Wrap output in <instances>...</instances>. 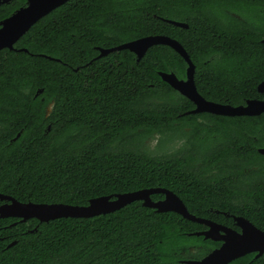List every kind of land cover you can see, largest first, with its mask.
I'll return each mask as SVG.
<instances>
[{
    "label": "trees",
    "instance_id": "trees-1",
    "mask_svg": "<svg viewBox=\"0 0 264 264\" xmlns=\"http://www.w3.org/2000/svg\"><path fill=\"white\" fill-rule=\"evenodd\" d=\"M22 2L1 5L0 19ZM152 35L181 44L206 100H264V0H69L0 51V194L85 206L164 188L195 217L225 212L264 231V113H189L194 104L158 74L186 77L169 46L139 61L128 50L98 57V48ZM200 228L141 201L91 218H0V264H179L204 254L187 249L204 245L190 235ZM249 264H264V254Z\"/></svg>",
    "mask_w": 264,
    "mask_h": 264
},
{
    "label": "water",
    "instance_id": "water-1",
    "mask_svg": "<svg viewBox=\"0 0 264 264\" xmlns=\"http://www.w3.org/2000/svg\"><path fill=\"white\" fill-rule=\"evenodd\" d=\"M67 1L69 0H27L26 6L19 8L0 22V50L4 48L12 50L13 45L31 26ZM168 22L178 27L188 28V25L182 22L173 20H168ZM262 41L264 42V40ZM154 45L169 46L186 62L185 79L177 78L173 72H159L158 74L165 83L194 104V109L189 113H210L221 116H257L264 113V100L250 99L244 105L231 106L208 101L202 97L194 83V64L181 44L167 36H146L108 49L98 48V57L106 56L114 51L128 50L136 56V61H139L147 49ZM24 51L26 50L24 49ZM257 91L264 93V81L258 84ZM39 93L41 90L37 91L35 96ZM18 136L19 134L16 138ZM258 152L264 155V148H259ZM152 194H162L163 199L154 201L151 199ZM0 201H5L0 205V218H18L21 222L34 218L40 223L60 218H91L105 215L132 202L141 201L142 206L152 208L157 213L175 212L186 220L209 225L208 231L196 232L194 233L196 236L202 235L205 239H214L212 236L217 231L214 223L189 213L182 200L172 191L164 188H149L113 196H101L90 199L85 206L63 203H22L3 194H0ZM233 219L238 226L242 227L241 235L226 231L233 235H228L225 238V243L223 242L224 244L219 249L200 260L186 261V264H226L248 251H258V257L264 251V234L243 217L234 216ZM14 244L15 241H12L8 247Z\"/></svg>",
    "mask_w": 264,
    "mask_h": 264
},
{
    "label": "flooded vegetation",
    "instance_id": "flooded-vegetation-1",
    "mask_svg": "<svg viewBox=\"0 0 264 264\" xmlns=\"http://www.w3.org/2000/svg\"><path fill=\"white\" fill-rule=\"evenodd\" d=\"M17 2H22V4L19 7H17V9H15L12 13H14L19 8H22V7L27 5V0H0V6L1 5H8L10 3L15 4ZM9 16H7V17H9ZM7 17H5V18H7ZM5 18H3V19H5ZM3 19H0V22ZM13 47H14V45H13ZM3 203H5V201H0V205L3 204ZM214 212H216V214H218L217 210H214ZM221 213L223 214V216L226 217L225 220L203 218V219H206V220H208V221H210V222H212V223H214L216 225L215 228L217 229V231L214 232V234L212 236L214 239H210V238L205 239L202 235H199V236L194 235V233H196V232L208 231L209 228H210L209 225L200 224L201 228L199 230H196L195 232L190 233V235H194L195 237L200 238L204 242V245L199 244V245L189 246L187 248L188 252L189 253H195L196 251H202L204 254L199 259H196V258H194V259H191V258L181 259V260L178 261L179 264H186V261H189V260H200V259L204 258L205 256H207L208 254H210L211 252H213L214 250L219 249L221 247V245L225 243V238H227L228 235H233L232 233L230 234V233H227L226 231L235 232V234L237 233V235H241L242 234V232H243L242 231L243 230L242 227L238 226L236 221L233 219V217L235 215H229L228 213H225V212H221ZM229 216H230V219H229ZM237 217H241V216H237ZM251 224L253 225V223H251ZM253 226H255V225H253ZM255 227L264 234V231L259 229L257 226H255ZM257 254H258V251H248L245 254H243V255H241L239 257H236L235 259L231 260L230 262H228L226 264H232L234 261H238L237 264H242L243 260H245V262L248 260V262L245 263V264H249L254 259H256V258L260 257L261 255H263L264 251L258 257H257Z\"/></svg>",
    "mask_w": 264,
    "mask_h": 264
},
{
    "label": "rangeland",
    "instance_id": "rangeland-1",
    "mask_svg": "<svg viewBox=\"0 0 264 264\" xmlns=\"http://www.w3.org/2000/svg\"><path fill=\"white\" fill-rule=\"evenodd\" d=\"M156 144V139H152L150 140V142L148 143V145L150 146V148H152L153 146H155ZM179 146V143H176V142H170L168 143L167 147H168V150H174L176 149L177 147Z\"/></svg>",
    "mask_w": 264,
    "mask_h": 264
}]
</instances>
